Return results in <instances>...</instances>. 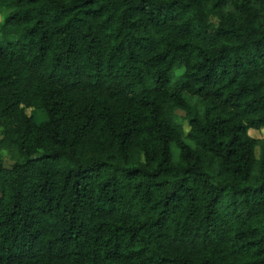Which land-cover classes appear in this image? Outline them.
Masks as SVG:
<instances>
[{
  "label": "trees",
  "instance_id": "obj_1",
  "mask_svg": "<svg viewBox=\"0 0 264 264\" xmlns=\"http://www.w3.org/2000/svg\"><path fill=\"white\" fill-rule=\"evenodd\" d=\"M0 5V264H264V0Z\"/></svg>",
  "mask_w": 264,
  "mask_h": 264
},
{
  "label": "rangeland",
  "instance_id": "obj_2",
  "mask_svg": "<svg viewBox=\"0 0 264 264\" xmlns=\"http://www.w3.org/2000/svg\"><path fill=\"white\" fill-rule=\"evenodd\" d=\"M4 9L5 8L0 5V22H1V20L3 19V17L7 13V11H5ZM27 113L29 115L32 114V116L34 118V122L37 123V124L38 123H41L44 120V117L39 112H33L32 110H27ZM178 115L180 117H182L183 116V113L182 112H178ZM182 124H183V127H184L185 131H187L188 130V127L186 125V122H182ZM248 134L251 137H253V138L257 139V140H261L264 137V128L263 129H260V130H250L248 132ZM172 153L174 154V157H175V151L174 150H173ZM0 160H2L5 163L6 166H9V165L12 164V162L9 160L8 156L4 152H0Z\"/></svg>",
  "mask_w": 264,
  "mask_h": 264
}]
</instances>
